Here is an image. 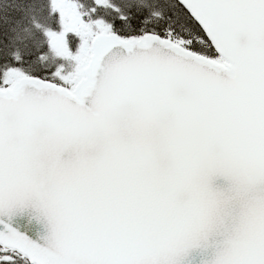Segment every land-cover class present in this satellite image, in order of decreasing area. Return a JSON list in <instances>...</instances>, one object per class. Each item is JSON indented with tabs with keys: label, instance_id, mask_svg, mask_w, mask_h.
I'll return each instance as SVG.
<instances>
[{
	"label": "snow or ice",
	"instance_id": "obj_1",
	"mask_svg": "<svg viewBox=\"0 0 264 264\" xmlns=\"http://www.w3.org/2000/svg\"><path fill=\"white\" fill-rule=\"evenodd\" d=\"M0 264H264V0H0Z\"/></svg>",
	"mask_w": 264,
	"mask_h": 264
}]
</instances>
